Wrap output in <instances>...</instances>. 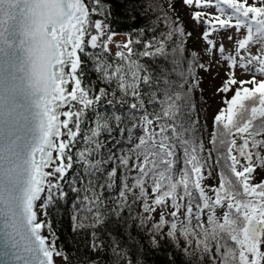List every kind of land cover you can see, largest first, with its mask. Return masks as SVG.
Here are the masks:
<instances>
[{
	"label": "snow or ice",
	"instance_id": "obj_1",
	"mask_svg": "<svg viewBox=\"0 0 264 264\" xmlns=\"http://www.w3.org/2000/svg\"><path fill=\"white\" fill-rule=\"evenodd\" d=\"M131 2L116 0L124 12H136ZM181 2L196 9L192 20L207 26L204 54L213 59L218 54L227 65V78L216 90L224 107L213 118L207 160L201 155L203 140L197 142L198 122L190 119L192 93L200 83L195 69L208 70L199 54L192 52L187 71L177 73L179 83L170 74L155 77L133 59H167L168 42L175 40L173 53L181 55L173 57V71L180 68L191 33L179 17L173 20L162 6L148 4L145 13L156 15L138 36L151 31L152 38L129 35L118 43L109 23L116 10L111 0H0V264H56L57 259L67 264L48 218L56 194L67 197L65 183L77 197L73 231L91 228L94 251L101 247L98 230L108 217H120L140 201L147 215L133 219V227L147 233L142 247L155 250L167 241L185 257L181 264H264V180L253 182L257 169L264 168V0ZM168 8L175 11L172 0ZM161 23L166 31L157 36ZM229 29L237 36L227 37L234 53L226 54L224 43L217 46L210 37ZM112 44L115 60L104 55ZM133 44H142L143 51L137 53ZM81 54L92 61L102 85L98 90L84 85ZM236 69L250 78L238 80ZM122 143L127 147L120 148ZM178 149L183 152L179 168ZM213 152L219 184L209 195L202 181ZM74 165L83 171L69 179ZM118 177V194L106 200L104 192L117 187Z\"/></svg>",
	"mask_w": 264,
	"mask_h": 264
},
{
	"label": "trees",
	"instance_id": "obj_2",
	"mask_svg": "<svg viewBox=\"0 0 264 264\" xmlns=\"http://www.w3.org/2000/svg\"><path fill=\"white\" fill-rule=\"evenodd\" d=\"M111 2L113 3V7L116 9L109 21L112 30L117 33H126L128 35V38L130 35L133 40L151 39L154 34L151 31H147L144 37L138 36V31L140 29H148L152 26V21L156 15L151 10H148L145 13L144 8L148 4H158L162 6L163 10L167 12L173 20L179 17V21L181 22L185 33H190L188 24L179 15L171 14L169 12L168 0H132L129 8L134 5L136 8V12H124L119 8L116 0H111ZM174 2L175 0H172V4H174ZM206 27L207 26L204 25V30H206ZM164 31H166V29L164 28L163 23H161L157 27L155 35L158 36L161 32ZM132 47L137 53L143 51L142 44H133ZM174 47H176V41H169L166 49L169 53L167 59H165L164 57L142 56H134L133 59L138 60L139 63L147 67L155 77H161L162 73L170 74V79L179 83L181 78L177 73L179 71H187V61L191 59L192 52H196L199 54V63L204 64V62L199 50L192 41L191 35L186 36L183 44L184 63L176 71H173L172 59L173 57L179 59L181 55L179 52L173 53ZM87 51L92 52L99 50H92L89 48L87 49ZM104 55H107L109 59L115 60V54L109 53ZM81 56L85 61L83 65V70L85 73L83 81L84 85H94L95 89L98 90L102 85L99 83L96 74L92 70V61H90L83 54H81ZM195 74L200 83L192 93L194 108L192 110L190 119L198 122V130L196 132L197 142H199L201 139L203 140L205 151L204 153H201V155L207 160V151L211 148L209 141L213 132V118L220 110V108L224 107V105L221 102L220 106L213 113L211 120L208 122L206 119L204 108V86L208 70L205 71L204 69L197 67L195 69ZM188 83H192L191 79L188 80ZM160 87H164V85L161 83ZM232 94L233 93H230L228 95V98H230ZM117 95H119V93ZM63 110L67 109L65 108ZM104 110L105 109L102 107L101 111ZM149 110H151V108ZM107 111L111 112L112 108L108 107ZM123 111H126V109H123L122 112ZM89 117L91 118V113L89 114ZM61 119H63V117H61ZM87 127L88 124H85L82 127V132L85 131ZM139 134V131H137L136 135ZM122 139L126 141L127 135L125 134ZM80 146H82V141ZM109 147H111V145H109ZM119 147L126 148L127 145L126 143H122ZM178 151L181 156V162L178 165L179 168L183 167V152L179 149ZM216 155L217 154L215 152L212 153V157L207 161V165L204 169L205 175L209 176L210 178V188L216 187L219 184L218 174L220 168L215 164ZM82 171V166L74 165V168L68 173V178L71 179L73 173ZM262 180H264V168H258L253 182L259 183ZM100 182H103V177L100 178ZM64 190L67 193V197L64 200H60L58 198V194H56L55 203L48 209V218L51 220L53 229L59 238L57 241L58 248H62L68 256L67 264H122V262L127 259H132L134 261L139 260L141 261V264H173V259L170 254H174L175 256V264H181V261L185 259V257H183L180 252L177 249L173 248L172 245L167 241L161 242L160 247L155 250H149L147 247L141 246V243H143V245H147L148 243L146 238L142 240V237H146L147 233L142 232L139 227H133V219L137 218L138 216H143L141 209L142 205L140 201L132 203L130 209H124L120 217H117L115 214H112L108 217L106 226H102L98 230V240L96 241V243L100 244L101 247L98 250L94 251L91 247L93 231L91 228L73 231V204L77 197L76 193L70 191L67 183L64 184ZM118 191L119 177L117 178V187L112 192H108L107 190L104 192L105 199L107 200L109 197L117 195ZM148 191L149 193L151 192L150 187L148 188ZM80 195L82 197L84 193L82 192ZM107 207L110 209L112 205L109 203ZM37 211L40 214V219H45L43 214L40 212L38 205ZM136 223H139L138 219L136 220ZM44 234L48 235L47 230L44 231ZM114 248H117V251H113ZM128 254L131 255L129 256ZM205 264H207V262H205Z\"/></svg>",
	"mask_w": 264,
	"mask_h": 264
},
{
	"label": "rangeland",
	"instance_id": "obj_3",
	"mask_svg": "<svg viewBox=\"0 0 264 264\" xmlns=\"http://www.w3.org/2000/svg\"><path fill=\"white\" fill-rule=\"evenodd\" d=\"M251 1V0H249ZM173 8L175 11H170L171 14L179 15L189 26L190 28V33L192 37V41L194 42V45L197 47L199 50L203 62L205 65L208 67V74L206 76L205 80V90H204V108H205V114H206V119L209 122L212 118L213 113L216 111V109L220 106L222 102V94L217 93V88H219L223 81L227 78L226 77V72H227V65L223 60L219 59V55L217 54V57L215 59L207 56L204 54V48L206 47V43L202 38V33L205 31L204 30V24L197 23L196 21L192 20L191 18V13L196 10L194 8H190L188 6H185L182 4L181 0H175L174 4H172ZM209 12H215V8H209L207 9ZM229 35H232L234 38L237 36L235 29H229V30H222L219 32H215L212 34L210 39L215 40L217 46H219L220 43H224L225 48H226V54L228 53H234V41H229L227 37ZM128 39V35L126 33H118L115 37L114 40L119 42V43H124ZM110 49L112 54H115L116 52V47L114 44L110 45ZM253 52H255V48H253ZM237 72V79H244L247 80L250 78L249 74L244 73L240 69H236ZM259 79L260 77L257 76ZM231 93V92H230ZM228 93V95L230 94ZM55 155V154H54ZM256 175V172L254 173V176ZM205 179L202 181V185L205 187L206 191L210 189V178L209 176L205 175ZM209 195H212L210 191H208ZM159 209L157 210V213L154 215L159 216ZM166 211H171L170 203L169 207L166 209ZM217 214H221V210L217 209ZM144 215H147L144 213ZM56 264H65L64 261L57 259Z\"/></svg>",
	"mask_w": 264,
	"mask_h": 264
},
{
	"label": "bare ground",
	"instance_id": "obj_4",
	"mask_svg": "<svg viewBox=\"0 0 264 264\" xmlns=\"http://www.w3.org/2000/svg\"><path fill=\"white\" fill-rule=\"evenodd\" d=\"M69 87H70V85H69ZM142 207V206H141ZM142 209V208H141ZM142 215L144 216V212H143V209H142ZM155 216V218H159V216H157V215H154Z\"/></svg>",
	"mask_w": 264,
	"mask_h": 264
},
{
	"label": "water",
	"instance_id": "obj_5",
	"mask_svg": "<svg viewBox=\"0 0 264 264\" xmlns=\"http://www.w3.org/2000/svg\"><path fill=\"white\" fill-rule=\"evenodd\" d=\"M69 87V86H68ZM70 90V89H69Z\"/></svg>",
	"mask_w": 264,
	"mask_h": 264
}]
</instances>
